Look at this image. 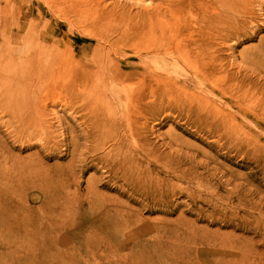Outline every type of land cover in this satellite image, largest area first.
I'll return each instance as SVG.
<instances>
[{
    "label": "rangeland",
    "instance_id": "rangeland-1",
    "mask_svg": "<svg viewBox=\"0 0 264 264\" xmlns=\"http://www.w3.org/2000/svg\"><path fill=\"white\" fill-rule=\"evenodd\" d=\"M209 1L0 0V165H16L0 172V264H238L244 257L264 264V160L231 138L252 137L251 124L264 122V69L255 64L264 63V0ZM61 5L81 26L97 18L99 32L119 21L100 18L103 9L145 11L154 17L147 25L166 26L167 38L187 50L179 74L200 73L203 63L214 71L202 86L165 93L128 84L140 93L141 121L125 128L136 110L131 101L110 99L109 91L96 104L93 93L70 86L51 65L61 52L50 40L10 49V33L20 25L47 29H34V38L50 33L63 21L52 14ZM186 27L206 34L186 45ZM229 86L237 104L215 95L201 104L213 108L215 129L195 99L207 87ZM107 109L113 116L105 117ZM132 152L144 196L132 190L131 172L119 170L132 166Z\"/></svg>",
    "mask_w": 264,
    "mask_h": 264
},
{
    "label": "bare ground",
    "instance_id": "bare-ground-1",
    "mask_svg": "<svg viewBox=\"0 0 264 264\" xmlns=\"http://www.w3.org/2000/svg\"><path fill=\"white\" fill-rule=\"evenodd\" d=\"M173 4L176 3L172 0ZM207 2H210L207 0ZM91 4V1L90 3ZM195 4V3H194ZM197 4L200 5L199 2ZM202 6H206V1L201 3ZM59 5V4H58ZM69 5H72L69 4ZM88 5V3H87ZM94 5V4H93ZM172 7V5L170 6ZM37 9V8H36ZM69 11V6L61 5L56 11L53 9L52 14L62 18L63 21L57 22L54 25L52 31L43 35L42 37L34 38V29H44L41 25L31 26V25H20L19 29H13L10 33V40L8 45L11 50H25V47L31 40L32 42H43L50 40L53 43V49L57 50L60 56L53 58L51 60V65L58 71H64L65 77L68 80L70 86H75L79 91L81 88L85 91L93 93L95 103L99 104L105 101L108 97V92L110 91L109 98H117L119 100H130L133 104L135 114H128L125 118V128L132 127L141 121V115H138L140 111V105L142 99H140V93L137 86H129L128 84L137 81L143 88H150L154 94L165 93L171 89L184 88L188 85L202 86L206 84L207 78L213 73L214 67L203 63L199 65L197 69L199 72H193L192 74L182 75L179 74V70L183 69L186 59L187 50L184 46L177 41L176 37L172 35V40L167 38V29L165 27L158 28L157 24L149 23L146 24L148 20L153 19L151 15H145V11L138 12L134 16L131 13L122 10L117 13L114 10L107 11L103 9L100 14L102 17H112L116 16L119 20L118 23L109 27V31L99 32L96 27L97 18L93 19L92 26L86 27L81 26L76 22H73L66 18ZM147 25V27L145 26ZM16 27V25H14ZM189 29L190 37L186 40V45L192 41L194 36L200 34H206L204 29ZM19 30V31H17ZM77 35L86 36L89 41H79L74 38ZM148 36L147 40H142L139 44L129 45L126 48V44L134 41L138 37ZM92 53L91 57H85V54ZM128 55L125 59L124 56ZM81 58L79 59V57ZM145 59H148L145 61ZM160 59L164 61L159 62ZM259 68L264 69V63L256 61ZM95 72L101 73L100 75H94ZM174 74H179L178 76H183L182 79H172L175 77ZM227 82V81H226ZM116 84L117 87H111V85ZM69 86V87H70ZM258 87V85H255ZM235 88L232 86L219 88L207 87L204 94H200L196 98V102L199 105L200 110L205 113V119L210 121L213 128L218 129L215 125L216 122L210 120L208 114H210L213 108H208L207 106L201 107L204 102L211 101L209 96H218L227 100L229 105L237 104L231 100V95L234 94ZM250 91H248V94ZM263 97L261 98V107L263 109L264 119V87L262 90ZM91 102L90 105H92ZM149 106L152 107V104ZM217 108V113L219 114L221 108ZM200 111L198 112L199 118ZM140 114V113H139ZM112 109H107L105 117H111ZM113 116V115H112ZM232 118H235L233 113H230ZM221 122L227 126V121L225 116H221ZM39 130H49V127L44 125H37ZM249 131L252 133V137L247 138H235L232 140L239 141V145L245 144L247 147L252 149L253 155H256V160H264V122L261 119H257L249 127ZM41 136L47 137L48 134L45 132L40 133ZM137 135L141 136L140 131ZM231 135V134H227ZM131 136L135 138L134 131L131 132ZM124 137H126L124 135ZM242 142V143H241ZM145 151V146H143ZM136 152H132V156L129 158L132 166L126 168L124 164L119 167V170L130 173L128 180H131V184H134L132 190L136 193H141L145 195V177L136 170V166L133 165L135 161ZM16 169V165L12 166H2L0 165L1 171H10L11 173ZM124 174V175H126ZM17 173L14 174L16 176ZM129 175V174H128ZM50 181H54L51 179ZM141 188V189H140ZM9 203H12V198L8 199ZM104 208V206H103ZM264 210V205L261 207V211ZM99 212V211H97ZM79 220L75 223L74 227L82 225L86 216L78 218ZM252 252L248 251L247 254ZM246 255V253H245ZM252 256V255H251ZM246 257L243 258L238 264H246ZM249 264H258L256 259L253 257L249 258Z\"/></svg>",
    "mask_w": 264,
    "mask_h": 264
}]
</instances>
